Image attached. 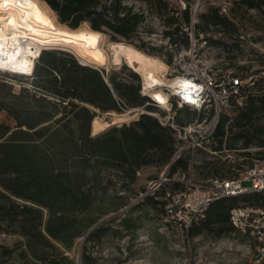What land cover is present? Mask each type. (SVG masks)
<instances>
[{
  "label": "trees",
  "instance_id": "1",
  "mask_svg": "<svg viewBox=\"0 0 264 264\" xmlns=\"http://www.w3.org/2000/svg\"><path fill=\"white\" fill-rule=\"evenodd\" d=\"M41 1L60 24L70 29L87 24L93 31L131 44L137 39L134 47L143 53L154 50L138 36L149 14H155L169 28L163 31L169 44H188L175 15L177 6L166 0ZM135 2L145 9H137ZM234 4L233 16L243 8L264 9V0H236ZM181 15L187 22V10ZM237 31L233 17L209 6L199 15L195 32L232 35ZM222 38L208 40L227 52L238 47ZM167 57L170 62L171 55L167 53ZM19 77L0 72V112L9 121H0V233L17 235L22 241L14 249L0 248L8 255L18 250V264H75L67 254L75 241L84 237L85 242L99 243L108 230L99 227L98 221L129 206L136 197L133 186L138 171L144 166L168 164L174 153V132L154 116L142 113L136 120L108 126L92 135L91 123L98 115L121 114L140 107L147 112L159 111L141 93V79L129 68L104 75L103 70L80 64L70 53L43 50L39 51L30 82L24 83ZM12 81L21 84L18 91H14ZM242 88V106L220 117L215 132L217 150L223 145L236 148L239 142L240 148H264V77ZM181 112L186 120L191 118L187 109ZM186 165L184 159L177 160L169 168V177L178 169L185 170ZM202 171L207 178L225 176L227 168L208 162ZM162 185L170 187L159 194L145 195L142 203L165 214V191L181 186ZM240 203L264 207V194L214 201L185 235L220 239L241 234L230 220L232 208ZM82 264H96V260L84 251Z\"/></svg>",
  "mask_w": 264,
  "mask_h": 264
},
{
  "label": "rangeland",
  "instance_id": "2",
  "mask_svg": "<svg viewBox=\"0 0 264 264\" xmlns=\"http://www.w3.org/2000/svg\"><path fill=\"white\" fill-rule=\"evenodd\" d=\"M134 5L137 9H145L142 3L135 2ZM234 10L235 4L233 3L228 9V14L233 17V21L236 23L237 33L232 35L221 34V36L224 42L229 45L237 44L238 47H233L227 52L221 46H218V49L211 53L209 59L194 65L199 72L230 71L244 81L248 79L254 81L259 77H264V9L249 10L243 8L240 14L233 16ZM51 14L59 23L56 15L53 12ZM60 25L63 28H68L64 24ZM79 28L89 27L87 24H82ZM163 31L162 21L155 14H149L145 24L139 28L138 36L154 48L150 51L151 54L144 53L158 58L167 65L166 78L167 80H173L179 74L187 73L191 65L172 63V59L168 62V42L163 36ZM101 34V48L107 56V63L105 66L87 65L103 70L104 75L112 70H119L124 67L134 71L124 62L119 65L113 63L111 47L114 43L134 47V44L138 43L137 39L131 44L120 38L114 40L107 33ZM210 34L219 37L218 34ZM239 35H243L246 41L241 42ZM43 50L64 51L81 61L73 50L68 47L49 46L43 48ZM36 61H34V65ZM17 75H20L19 78L24 83L30 82L32 79V75L28 77L21 76V74ZM139 77L141 79L140 75ZM10 83L13 84L14 91H18L21 87L18 81ZM249 85H251L250 82ZM140 108L130 109L121 114L106 113L98 115L96 119L108 123L109 126L121 125L136 120L140 114L138 110ZM157 112L161 113V110ZM180 118L182 120L186 119L185 113H181ZM0 121L9 123L3 112H0ZM240 144L239 142L237 145L240 146ZM247 149L250 157L249 162L264 159V148L250 145ZM237 161L238 156H235L232 165L235 166ZM168 177L165 166L142 167L137 173V179L133 186L137 195L131 199L129 206L110 213L98 221L97 225L99 227L108 230L100 242H85L84 237L75 241L72 249L67 253L75 261V264H82V253L84 251L96 260V264H264V252L255 250L253 241L245 235L234 233L220 239L203 235L188 238L181 228L169 221L163 211L144 205L142 201L145 195L159 194L163 189L170 187L169 185H162L166 183ZM193 179L199 182L206 180L207 177H205L202 170L197 168ZM154 182L161 183V185L156 188ZM21 241L22 239L17 235L0 233V247L14 249L19 247ZM17 252L18 250L8 255L2 253L0 248V264H18Z\"/></svg>",
  "mask_w": 264,
  "mask_h": 264
},
{
  "label": "built area",
  "instance_id": "3",
  "mask_svg": "<svg viewBox=\"0 0 264 264\" xmlns=\"http://www.w3.org/2000/svg\"><path fill=\"white\" fill-rule=\"evenodd\" d=\"M166 1L177 6L175 15L188 37L186 47L171 45L169 39L165 38L172 63L191 66L187 73L173 78L183 81L175 88L168 85L145 88L141 83V93L150 99L151 105L163 113L147 112L143 107L138 110L140 114L148 113L154 116L161 125L170 127L174 132V153L165 170L169 171L171 165L179 159H184L187 163L185 170L178 169L165 181L170 185L179 184L181 188L168 189L163 195L166 217L182 231L187 232L192 223L202 217L210 204L216 200L248 193L264 194V159L249 162L248 149L240 148L239 145L233 149L225 148L224 145L220 150L214 148L220 117L224 114L230 115L242 106V87L245 83H251V79L244 81L230 71L199 72L194 65L209 59L211 53L218 49V45L211 44L208 38L218 39L221 36L218 33L217 38L210 32L196 34L199 15L205 11V7L211 6L217 8L220 14L228 16V9L236 0ZM184 10H187L189 15L187 22L183 21L181 15ZM163 28L169 29L165 26ZM209 28L214 29V26ZM239 38L241 42L246 41L243 35H239ZM38 57L39 55L33 60ZM79 63L84 65L81 61ZM0 72L10 73L3 70ZM31 75L32 73L25 76ZM149 90L161 91L166 97V103L160 104L153 99L148 93ZM183 109L191 112L189 120L180 118ZM235 156H238V161L234 166L232 164ZM208 162L226 166V175L210 176L206 180L196 182L193 179L196 169L202 170V166ZM160 185L161 183L154 182L156 188ZM230 220L236 231L253 241L255 250L264 252V207L240 203L232 208Z\"/></svg>",
  "mask_w": 264,
  "mask_h": 264
},
{
  "label": "bare ground",
  "instance_id": "4",
  "mask_svg": "<svg viewBox=\"0 0 264 264\" xmlns=\"http://www.w3.org/2000/svg\"><path fill=\"white\" fill-rule=\"evenodd\" d=\"M51 13L40 0H0V70L29 75L34 68L33 58L49 46L68 47L85 65H106L107 56L101 48V33L90 28H63ZM111 51L113 63H126L141 76L145 88L162 85L175 88L183 82L178 79L167 80V65L130 45L114 43ZM148 93L160 104L166 103L161 91L149 90ZM107 125L94 118L91 123L92 134Z\"/></svg>",
  "mask_w": 264,
  "mask_h": 264
},
{
  "label": "water",
  "instance_id": "5",
  "mask_svg": "<svg viewBox=\"0 0 264 264\" xmlns=\"http://www.w3.org/2000/svg\"><path fill=\"white\" fill-rule=\"evenodd\" d=\"M85 65V64H84ZM113 124H115V123H113ZM109 126V125H108ZM92 135H95V134H92Z\"/></svg>",
  "mask_w": 264,
  "mask_h": 264
},
{
  "label": "snow or ice",
  "instance_id": "6",
  "mask_svg": "<svg viewBox=\"0 0 264 264\" xmlns=\"http://www.w3.org/2000/svg\"><path fill=\"white\" fill-rule=\"evenodd\" d=\"M185 86H187V85H185Z\"/></svg>",
  "mask_w": 264,
  "mask_h": 264
}]
</instances>
